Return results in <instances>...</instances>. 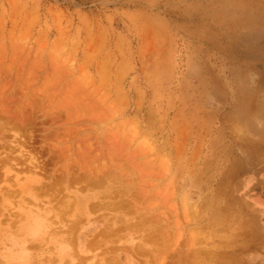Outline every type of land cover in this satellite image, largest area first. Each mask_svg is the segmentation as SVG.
Segmentation results:
<instances>
[{"label": "rangeland", "instance_id": "374dc122", "mask_svg": "<svg viewBox=\"0 0 264 264\" xmlns=\"http://www.w3.org/2000/svg\"><path fill=\"white\" fill-rule=\"evenodd\" d=\"M264 176V0H0V264H246Z\"/></svg>", "mask_w": 264, "mask_h": 264}, {"label": "crops", "instance_id": "0c3cea01", "mask_svg": "<svg viewBox=\"0 0 264 264\" xmlns=\"http://www.w3.org/2000/svg\"><path fill=\"white\" fill-rule=\"evenodd\" d=\"M255 182L260 184V190L255 189L252 200L255 201V224L247 231V257L246 264H264V176L257 177Z\"/></svg>", "mask_w": 264, "mask_h": 264}]
</instances>
